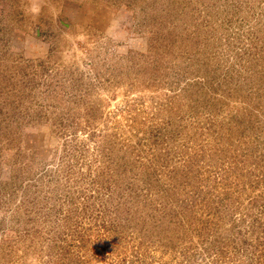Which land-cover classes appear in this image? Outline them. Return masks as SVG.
I'll return each mask as SVG.
<instances>
[{"label":"rangeland","instance_id":"obj_1","mask_svg":"<svg viewBox=\"0 0 264 264\" xmlns=\"http://www.w3.org/2000/svg\"><path fill=\"white\" fill-rule=\"evenodd\" d=\"M0 264H264V0H0Z\"/></svg>","mask_w":264,"mask_h":264},{"label":"crops","instance_id":"obj_2","mask_svg":"<svg viewBox=\"0 0 264 264\" xmlns=\"http://www.w3.org/2000/svg\"><path fill=\"white\" fill-rule=\"evenodd\" d=\"M90 7H92V5H89ZM91 11H96L95 9H91Z\"/></svg>","mask_w":264,"mask_h":264}]
</instances>
